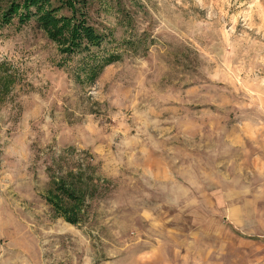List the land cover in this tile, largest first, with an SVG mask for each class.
Instances as JSON below:
<instances>
[{
	"label": "rangeland",
	"instance_id": "obj_1",
	"mask_svg": "<svg viewBox=\"0 0 264 264\" xmlns=\"http://www.w3.org/2000/svg\"><path fill=\"white\" fill-rule=\"evenodd\" d=\"M88 14L121 58L81 83L34 17L0 20V264H264V0ZM49 167L85 191L75 224Z\"/></svg>",
	"mask_w": 264,
	"mask_h": 264
},
{
	"label": "trees",
	"instance_id": "obj_2",
	"mask_svg": "<svg viewBox=\"0 0 264 264\" xmlns=\"http://www.w3.org/2000/svg\"><path fill=\"white\" fill-rule=\"evenodd\" d=\"M52 1L55 0H12L0 20L7 22V15L17 14L18 21L23 24L34 17L37 26L56 44L61 55L59 66L76 59L73 68L75 80L79 83L96 80L106 65L121 58L116 50L107 47L114 40L112 32L98 30L89 22L90 0H56L57 5H53ZM62 10L68 11V14L59 13ZM8 67L5 61L0 60V75H3L0 76V101L16 82L15 73ZM48 171L53 186L45 199L57 215L67 222L77 223L81 219L80 206L85 199V191L70 182L69 175H56L50 167Z\"/></svg>",
	"mask_w": 264,
	"mask_h": 264
}]
</instances>
